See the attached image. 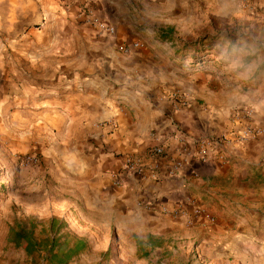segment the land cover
I'll list each match as a JSON object with an SVG mask.
<instances>
[{
  "label": "crops",
  "instance_id": "obj_1",
  "mask_svg": "<svg viewBox=\"0 0 264 264\" xmlns=\"http://www.w3.org/2000/svg\"><path fill=\"white\" fill-rule=\"evenodd\" d=\"M2 1L6 3L4 15L18 17L17 28L24 38L23 17L28 15L27 8H32L31 15L37 16L38 21L44 20L47 28L53 27L48 23L53 16L65 19L102 52L87 56L93 62L91 69H77L67 76L70 91L65 101L52 95L42 99L61 116V120L55 116V125L60 126L63 121L72 130L73 149L85 150L82 161L97 164L99 171L85 182L96 196L97 208L102 204L141 224L147 236H160L164 240L176 234L194 242L200 256L208 258V264H239L232 258L237 257L240 248L246 257H257L264 252V132L247 143L216 148L213 158L196 159L178 176L166 174L169 158L178 155L185 141L214 137L239 127L236 117L245 107L254 108L253 122L264 130V109L260 104L258 107L249 104L248 98L239 96V92L233 96L227 90L225 95L220 86L211 84L219 80L210 72L194 73L187 82L178 76L179 68L166 58L162 61L151 58L145 63L139 50L154 45L138 32L141 21L131 14L133 0H88L95 17L116 27L114 37L100 35L94 26L86 23L78 3L63 6L60 0ZM170 13L166 11L153 22L157 42L154 47L194 46L196 40L178 42ZM46 27L42 33H46ZM92 37L98 39L91 42ZM48 40H41L39 48H48L44 55L52 58L53 38ZM134 41H140L142 47L123 52L127 55L124 60L114 57L117 44ZM109 52H113L110 57ZM114 61L120 67L107 66ZM22 84L24 88L25 83ZM179 89L192 98L180 110L175 109L172 98ZM214 96L221 98L213 99ZM106 122H113L115 128L109 131L103 125ZM77 129L81 135L75 134ZM78 137H82L80 142ZM159 141L167 150L159 178L148 172L127 176L120 185L114 183L112 173L122 163L124 154L143 153ZM71 169L75 171L74 167ZM194 205L202 207L204 215H195ZM180 206V214L169 213Z\"/></svg>",
  "mask_w": 264,
  "mask_h": 264
},
{
  "label": "rangeland",
  "instance_id": "obj_2",
  "mask_svg": "<svg viewBox=\"0 0 264 264\" xmlns=\"http://www.w3.org/2000/svg\"><path fill=\"white\" fill-rule=\"evenodd\" d=\"M130 7L141 21L138 32L150 44L157 45L153 22L166 11L171 12L178 42L196 40L194 46L143 48L139 51L145 63L166 58L187 82L194 73L210 72L219 81L209 82L225 90V95L227 90L233 96L239 92L249 104L264 109V0H133ZM5 11L6 3L0 0V264H50L44 253L28 255L24 248L9 243L8 235L19 219L28 227L34 221L35 235L43 238L52 217L67 223L64 231L89 242L69 264H208L194 242L176 234L142 257L137 238H148L144 227L107 206H95L96 196L85 182L99 168L93 161H82L85 150L73 149L72 130L63 121L55 125V116L57 120L61 116L42 99L52 95L65 101L70 91L67 76L77 69H91L93 62L87 56L102 52L65 19L49 16L53 27L47 28L44 20L31 15L32 8L23 17L24 38L17 28L18 17H6ZM44 27L46 33H42ZM48 38H53L52 58L44 55L48 48H39L40 41ZM97 39L92 37L91 42ZM109 53L110 57L113 52ZM113 54L120 60L127 57L118 47ZM107 66L120 67L118 61ZM217 98L221 96L213 97ZM74 132L81 135L78 129ZM261 253L246 257L240 248L232 259L239 264H264Z\"/></svg>",
  "mask_w": 264,
  "mask_h": 264
},
{
  "label": "built area",
  "instance_id": "obj_3",
  "mask_svg": "<svg viewBox=\"0 0 264 264\" xmlns=\"http://www.w3.org/2000/svg\"><path fill=\"white\" fill-rule=\"evenodd\" d=\"M60 2L63 6H69L74 3L80 4V15L86 23L94 26L100 35L109 37L115 36L116 27L106 20L95 17L93 10L88 5V0H60ZM117 47L121 52L130 53L132 50L142 47V43L140 41L121 43L117 44ZM172 98L174 107L178 110L186 108L192 99L188 92L180 89L173 92ZM254 114V108L245 107L242 109L241 114L236 117L238 125H240L239 127L214 137L198 138L192 142L189 140L185 141L184 145L179 150L178 155L169 158L166 174L171 177L178 176L186 165L192 164L196 159L208 161L213 158L216 148H224L228 144H244L263 134V128L258 127L253 122L252 118L254 117ZM103 125L110 128L109 131H112L115 128L113 122H106ZM166 158L167 150L161 141L156 145L149 146V148L143 153L124 154L122 156V163L118 169L112 173L114 183L120 185L124 182V179L127 176L144 175L148 172L153 178L157 179L161 174L162 162ZM29 159H35V157H30ZM193 209L197 216H202L205 213V210L198 205H194ZM164 212L169 211L165 210ZM181 212L182 207L180 206L179 209L169 213L178 215Z\"/></svg>",
  "mask_w": 264,
  "mask_h": 264
},
{
  "label": "trees",
  "instance_id": "obj_4",
  "mask_svg": "<svg viewBox=\"0 0 264 264\" xmlns=\"http://www.w3.org/2000/svg\"><path fill=\"white\" fill-rule=\"evenodd\" d=\"M32 224L28 227L25 222L15 220L10 226L8 242L16 247L24 248L28 255L44 253V258L50 264H69L89 247V242L85 237L64 231L67 223L57 217L48 220V227L43 238L35 235L36 224L34 221ZM163 245L164 240L160 236L149 235L147 239L137 238L138 253L142 257L149 256L152 251Z\"/></svg>",
  "mask_w": 264,
  "mask_h": 264
}]
</instances>
